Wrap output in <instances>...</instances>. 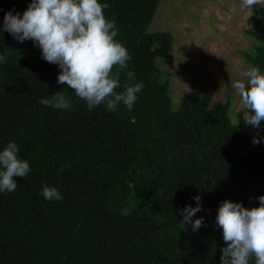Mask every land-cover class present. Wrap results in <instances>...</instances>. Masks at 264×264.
Listing matches in <instances>:
<instances>
[{"label":"trees","instance_id":"1","mask_svg":"<svg viewBox=\"0 0 264 264\" xmlns=\"http://www.w3.org/2000/svg\"><path fill=\"white\" fill-rule=\"evenodd\" d=\"M101 2L132 57L116 91L144 85L132 110L122 102L114 112L104 104L88 110L31 40L0 31V55L7 54L0 62V151L14 141L30 164L26 177H14V192H0V264H221V203L251 209L264 195V121L260 143L243 155L252 136L231 121V98L213 109L211 94L186 95L175 109L171 74L157 60L176 39L149 32L162 0ZM30 3L0 0V29L8 11L22 16ZM256 13L246 31L256 44L240 54L264 72V8ZM57 91L71 110L40 103ZM45 185L63 199L46 200ZM197 195L203 210L192 220L204 224L183 229L180 210L195 207Z\"/></svg>","mask_w":264,"mask_h":264},{"label":"clouds","instance_id":"2","mask_svg":"<svg viewBox=\"0 0 264 264\" xmlns=\"http://www.w3.org/2000/svg\"><path fill=\"white\" fill-rule=\"evenodd\" d=\"M245 9L264 6V0H241ZM110 6L101 0H31L22 16L14 10L4 16L3 29L23 43L31 40L41 50L42 59L58 65L61 70L58 83L74 90V94L92 110L101 104L110 112L117 110L121 102L132 110L144 85H124L117 92L121 73L132 59L128 49L116 39L118 29L115 20L105 15ZM0 62L7 63V54L0 55ZM127 78H135L127 71ZM244 79L232 82V87L243 106L246 125L259 129L264 121V72L251 66L242 73ZM42 105L54 109L71 110L72 103L60 91L51 98H42ZM239 124V117H238ZM21 134L24 130L21 129ZM260 143L259 138L253 144ZM16 142H9L0 151V192H14L18 183L14 177L24 178L30 171L27 160L18 156ZM60 171H63L61 167ZM42 195L46 200H62L60 192L45 185ZM196 206L180 210L183 229L191 224L199 230L204 218L194 217L203 210L202 197H194ZM258 207L251 209L231 200H224L218 208L215 225L222 229L226 247L221 249V264H264V195L257 198Z\"/></svg>","mask_w":264,"mask_h":264},{"label":"rangeland","instance_id":"3","mask_svg":"<svg viewBox=\"0 0 264 264\" xmlns=\"http://www.w3.org/2000/svg\"><path fill=\"white\" fill-rule=\"evenodd\" d=\"M264 8V6L259 7ZM259 8L245 9L241 0H162L149 32L169 31L176 42L171 54L157 60V67L171 74L169 94L179 109L186 95L211 94L210 108L231 98V121L243 125L252 136V151L259 129L246 125L243 106L232 82L244 79L248 70L241 51H252L256 41L246 31L253 30Z\"/></svg>","mask_w":264,"mask_h":264}]
</instances>
